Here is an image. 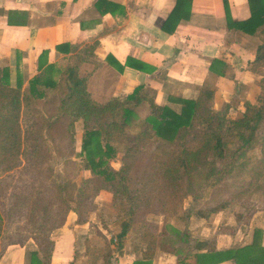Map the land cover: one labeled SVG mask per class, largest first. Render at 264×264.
I'll use <instances>...</instances> for the list:
<instances>
[{"label": "trees", "instance_id": "16d2710c", "mask_svg": "<svg viewBox=\"0 0 264 264\" xmlns=\"http://www.w3.org/2000/svg\"><path fill=\"white\" fill-rule=\"evenodd\" d=\"M223 1L228 27L256 35L260 40L256 55L250 62L251 71L257 73L264 68V0H248L251 16L245 20H234L231 17L229 0ZM191 6L192 0H177L174 10L163 26L164 31L174 33L179 23L190 17ZM96 7L101 13L114 14V8L118 5L107 0H98ZM95 47H90L93 57ZM79 58L75 55L69 58L67 68L61 72L59 80L55 81L46 75L45 70L32 79L29 87L25 89L22 85L13 86L9 68L0 67V177L19 170L24 162H31L26 154L31 151V143L34 140L31 142L29 128L23 123L26 111L30 110L39 119L47 122L45 107L49 96L51 93L58 95L62 92L63 98L58 96L54 99L56 111L51 115V121H48L46 135L41 134L36 138L41 139L42 143L37 144V147H44L50 152L52 147L57 146L58 136L54 128L60 125L61 121L68 122L67 127L64 125L65 131L75 145V123L83 121L85 135L81 150L86 160L84 168L92 171L97 178H103L102 181L112 192L115 208L126 215L117 235L118 250H123L124 240L133 231L146 245L143 260L134 264H151L158 248L169 253L177 251L161 241L160 234L153 235L138 226L136 217L140 207L148 206L154 198H158L162 214L167 218H191V210H184L186 214L183 213V202L190 195L189 186L193 183L194 173L210 160L213 159L221 165L211 176L216 175V178L210 185H217L225 174L235 170L238 173L245 172L243 175L246 179L248 177L247 184L235 190L227 201L215 208L197 212L198 217L209 218L211 213L224 209L231 201L248 194L252 188H264V78L260 81L262 92L257 98V103L246 101L241 117L231 118L230 105H225L221 110L216 109L215 91L207 86L200 90L196 99L170 96V102L178 104L179 110L169 105L157 104L152 92L145 90L144 86L137 87L127 97H115L105 104L98 103L91 97L87 78L80 75L79 64H76ZM108 62L118 71H123V65L117 60L108 57ZM126 66L144 69L131 59L127 60ZM143 103H149L150 115L137 120L136 109ZM116 142L126 147L123 165L119 170L109 165V161L114 159L117 153L114 146ZM257 150V157L250 156L244 161L241 160L247 153H255ZM143 158L149 160L150 173L137 184L134 174L137 177L140 172L134 171L138 169V161ZM67 164L76 165L70 158L65 159L64 165ZM92 181L93 177L86 178L83 184L88 185ZM137 187H142L143 191H137ZM102 188L97 187L92 192L94 197L91 198V195L86 193L88 188L81 186L80 197L85 198L87 204L92 202L95 205V197ZM135 191L140 195L145 194V197L140 198L144 200L143 205L139 202L133 206ZM66 192L67 185H61L58 196L52 197L53 200L44 187L35 194H29L23 189L19 192L21 195L14 194L12 199L16 202L11 204L6 217L9 224L16 226L15 232L2 237L0 234V250L3 251L8 245H24L33 239L39 249L37 254L41 264H51L55 247L52 233L64 226L69 212L77 213L78 223H86L89 220L82 207L85 202L79 201L75 206L71 205L64 195ZM10 196L11 194L8 198ZM193 197L198 199L200 194ZM168 205L171 207L168 208ZM16 206L19 207L17 210ZM2 221L7 222L1 213L0 222ZM237 222L235 227L222 225L220 231L235 232L242 223L239 219ZM172 229L178 232L174 227ZM253 232L251 244H234L224 251L212 248V240L196 241L193 249L189 248L185 259H194L196 264H217L228 260L234 264H264V230L257 226ZM183 235L190 244V234L186 232ZM204 249H207V252L200 253ZM179 259L181 263V258ZM108 261L109 259L105 263Z\"/></svg>", "mask_w": 264, "mask_h": 264}, {"label": "crops", "instance_id": "0c3cea01", "mask_svg": "<svg viewBox=\"0 0 264 264\" xmlns=\"http://www.w3.org/2000/svg\"><path fill=\"white\" fill-rule=\"evenodd\" d=\"M97 1L0 0V67L9 68L11 84L25 89L45 70L49 76L64 70L75 55L80 57V75L87 78L91 97L98 103L127 97L139 86L152 92L157 104L175 110L180 106L170 102V96L196 99L205 86L215 91L214 107L221 110L229 104L230 114H242L246 101L257 102L260 77L251 71L250 62L260 40L228 27L223 0H192L190 17L183 19L172 34L163 26L177 0H107L118 5L114 14L101 13ZM229 2L234 20L250 18L248 0ZM108 57L120 62L123 71L112 66ZM128 59L144 69L126 66ZM238 95L242 102L231 105ZM136 111L141 119L147 118L149 103ZM217 221L212 216H192L188 223L190 244L181 237L184 250L169 253L158 249L151 264H196L194 259H185L196 241L212 240L216 251L252 243L253 231L244 233L240 226L235 232L220 231L226 224ZM96 223L93 216L86 223H78L77 213L70 211L64 226L52 233L55 247L51 264H102L103 250L98 247L107 250V241L113 250L114 244L104 233H98L101 230ZM258 227L264 230V225ZM130 242L134 243L127 236L116 262L112 252V262L107 264L141 262L145 246L137 239L136 249ZM262 243L264 246V236ZM38 250L33 239L24 245H8L0 250V264H41Z\"/></svg>", "mask_w": 264, "mask_h": 264}, {"label": "rangeland", "instance_id": "374dc122", "mask_svg": "<svg viewBox=\"0 0 264 264\" xmlns=\"http://www.w3.org/2000/svg\"><path fill=\"white\" fill-rule=\"evenodd\" d=\"M62 71L57 73L53 72L52 76L50 77L57 81L60 79ZM46 75H48L47 72ZM256 76H259V80L261 81V79L264 78V68L260 69ZM260 81L258 82L259 85ZM58 96L59 98L64 97L62 92H59L58 95L51 93L49 96V101L45 107V112L47 114L46 119L48 121H51V115L56 111L54 109V99L58 98ZM241 102L242 99H240L238 95L232 100L231 105H237ZM241 115L242 114L235 115L234 112L229 114L231 118H239ZM136 119L140 120L141 115L139 114ZM48 121L46 122L43 119H39L30 110H27L25 113L23 123L29 128L31 142L34 140V142L31 143L33 146L31 151L26 154V156L29 155L28 159H30L31 162L29 164L24 162L23 166L19 170H16L9 175H3L0 177V214L2 213L5 220H7L6 223L4 221L0 222L1 237L15 232L16 226L9 224L6 217L9 214L11 204L16 202L12 199L14 194L18 195L22 189L27 191L29 194H35L40 188L44 187L47 189V191H49V195L51 196L50 199L53 200L52 197L55 198L58 196L59 187L61 185H67V192L64 193V195L70 204L75 206L79 201L85 202V205L82 207L89 216V219L92 216L96 218L97 223L95 226L100 228L102 231V233L101 231L98 233L101 235L104 233L106 236H108V241H111V243L114 244V249L112 250L110 248L111 244H109L105 238L108 249L106 250L103 245L102 248L98 247L103 250V255H101L100 262L105 264L107 259H109V262H112L110 258L113 256L112 252H115L113 259V262L115 263L117 256L122 253V251L118 250L117 235L121 231V224L126 219V215L115 208L112 192L102 181L103 178H97L92 171L86 170L84 168L86 160L85 155L81 150L83 137L85 135L84 123L83 121L82 123H75L74 134L76 137V143L74 145L70 140V135L65 131V126L67 127L68 122L61 121L60 125H57L54 128V130H56L55 134L58 136L57 146L52 147L51 151L47 152L44 147H37V144L41 145L42 143L41 139L36 138H39L41 134L46 135ZM49 133H51V131ZM60 138L62 140H59ZM114 146L117 149V153L115 158L109 161V165L111 168L119 170L123 165V153L126 147L124 144L117 142L114 143ZM258 155L259 150L255 151V153L250 152L247 153L246 156L241 160L244 161L250 158V156L257 157ZM67 158H70V160L76 165H64V161ZM238 162L241 164L240 160ZM149 164L150 163L147 158H143L138 161V164L136 165L138 169H136L134 173L140 172V174H138L136 177V174L133 173L134 178H136L135 182H137V184L140 183L143 178H146V176L150 173V171L148 172ZM219 168H221V165L212 159L194 173L192 181L193 183L189 186L191 189L190 195L183 202V213L186 212L184 210H191V217H198L196 215L197 212L201 210L209 211L210 209L215 208L222 202L227 201L235 190L247 184L248 177L246 179L243 175L245 172L238 173V171L235 170L230 174H225L222 180L217 183V185H210L214 178H216V175L213 177L211 176L217 170H219ZM75 172H77V174ZM90 177H93V181L88 185H84V180ZM81 186L89 189H87L86 193L87 195H91V198L94 197L92 192L97 187H103L99 194L97 196L95 195V205L92 202L87 204V202L84 200L85 198L80 197L79 190ZM136 190L142 192L143 188L137 187ZM133 193L135 194L133 206L137 205L139 202H141L143 205L144 200H140V198L145 197V194L141 193L140 195V193L136 191ZM198 193L200 194V197L195 199L193 195ZM6 194H11V196L8 198V195ZM154 199L155 200H152L148 206L140 207L138 216L136 217L137 221L139 222L138 226L144 228L145 231L151 232L153 235L160 234V240L168 243L169 248L172 247L177 251L184 250L186 246L185 244H182L181 241V237L184 238V235L182 236L180 234L186 232L190 234L189 227L186 226V222L189 223L190 218L187 220L181 218L179 219L175 216H169L167 218L166 215L162 214L163 210L159 199ZM167 207L170 208L171 206L168 205ZM18 208L19 207L16 206L15 210ZM210 216L218 220V223L220 222V224H226V226L229 227H235L238 224L237 221L239 219L242 222L239 224L242 232L248 234L252 233L254 228L264 225V188H252L248 194L231 201L227 207L220 210L219 212L211 213ZM173 227L178 230L179 234L177 231L172 229ZM98 228H96V230ZM128 236L131 237V241H134V243L130 242L132 243V246L134 248H139V246L135 244V241L138 239L140 243L142 242L136 233L133 231ZM142 244L146 247L144 243Z\"/></svg>", "mask_w": 264, "mask_h": 264}]
</instances>
